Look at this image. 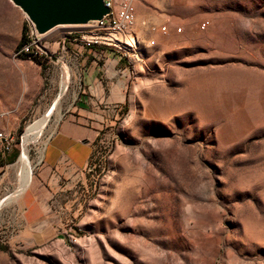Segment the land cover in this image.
Instances as JSON below:
<instances>
[{"label":"rangeland","instance_id":"rangeland-1","mask_svg":"<svg viewBox=\"0 0 264 264\" xmlns=\"http://www.w3.org/2000/svg\"><path fill=\"white\" fill-rule=\"evenodd\" d=\"M115 1L135 5L137 46L61 45L41 64L18 46L28 16L0 0V129L18 150L0 171V264H264V0ZM67 118L94 133L89 162L45 167Z\"/></svg>","mask_w":264,"mask_h":264},{"label":"built area","instance_id":"built-area-1","mask_svg":"<svg viewBox=\"0 0 264 264\" xmlns=\"http://www.w3.org/2000/svg\"><path fill=\"white\" fill-rule=\"evenodd\" d=\"M109 7V12L101 19L93 20L84 24L60 25L66 30L60 36V39L50 40L48 34L39 33L35 24L29 20L27 36L24 49L32 51L33 56H40V63H54L58 61L57 53L62 48L68 47H88L92 49L95 45H104L109 47L121 46L126 48L135 47L139 43V37L131 33L128 37V30L136 23V9L132 1H122L117 3L115 0H104ZM206 22L201 23L200 28L206 27ZM149 29L164 34L169 33L167 24H147ZM58 27V26H57ZM56 28V27H55ZM54 29V28H53ZM52 29V30H53ZM177 31H182V27H177ZM35 50V51H34ZM16 137L11 131L0 129V155L5 156L10 153L16 146Z\"/></svg>","mask_w":264,"mask_h":264},{"label":"crops","instance_id":"crops-1","mask_svg":"<svg viewBox=\"0 0 264 264\" xmlns=\"http://www.w3.org/2000/svg\"><path fill=\"white\" fill-rule=\"evenodd\" d=\"M79 106L82 107L80 104ZM93 136L94 133L88 127L76 123L71 118L63 120L58 130L45 146L41 159L44 166L54 167L62 160H65L74 168L85 167L93 153L91 143L88 142V139H92ZM17 157L18 150L16 147L7 155H0V171L14 162ZM32 190H27V195L23 194L21 199L28 207L25 212L27 221L38 222L40 221V206L32 208L31 203L34 204L32 196L36 195V192ZM28 212L31 217H28Z\"/></svg>","mask_w":264,"mask_h":264},{"label":"water","instance_id":"water-1","mask_svg":"<svg viewBox=\"0 0 264 264\" xmlns=\"http://www.w3.org/2000/svg\"><path fill=\"white\" fill-rule=\"evenodd\" d=\"M20 7L39 33L60 25L84 24L103 18L109 7L104 0H11Z\"/></svg>","mask_w":264,"mask_h":264},{"label":"bare ground","instance_id":"bare-ground-1","mask_svg":"<svg viewBox=\"0 0 264 264\" xmlns=\"http://www.w3.org/2000/svg\"><path fill=\"white\" fill-rule=\"evenodd\" d=\"M55 29V28H54ZM53 29V30H54ZM52 31V30H51ZM53 107H51V109H53ZM45 122V118H42L38 121H35L33 123H31L28 126L27 132L24 136V147L22 150V156L20 157V160L18 162V169H17V175H18V181H19V185L16 188L15 192H14V196H17L20 192H17V190H24L26 187H29V185H31L32 183V179H33V175H32V171H33V165L29 164V159H30V154H29V144L35 140L36 135L39 133V130L41 129V127L43 126ZM42 151L44 152V147L41 148V157L42 158ZM19 190V191H20ZM12 199V198H11Z\"/></svg>","mask_w":264,"mask_h":264},{"label":"trees","instance_id":"trees-1","mask_svg":"<svg viewBox=\"0 0 264 264\" xmlns=\"http://www.w3.org/2000/svg\"><path fill=\"white\" fill-rule=\"evenodd\" d=\"M26 42V38H25V31H23V35H22V39L19 42L18 46H22L24 43Z\"/></svg>","mask_w":264,"mask_h":264}]
</instances>
